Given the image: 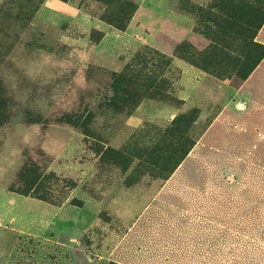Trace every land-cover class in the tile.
<instances>
[{"label": "rangeland", "instance_id": "obj_1", "mask_svg": "<svg viewBox=\"0 0 264 264\" xmlns=\"http://www.w3.org/2000/svg\"><path fill=\"white\" fill-rule=\"evenodd\" d=\"M124 1L134 2L137 10L123 30L99 16L107 6L96 0H43L32 17L13 10L14 17L0 25L7 53L1 68L11 103L18 104L0 129V264H137L145 255L135 231L156 246L173 240L184 253L193 243L198 252L185 256L202 257V242L189 236L196 231L185 226L181 198L167 217L157 209L161 200L153 202L147 214L155 213L154 226L140 221L124 242L134 238L130 250L121 243L131 221L172 175L176 179L166 182L162 192L214 190L223 184L230 190L226 182L233 181V189L264 191V150L237 149L247 141H240L245 136L232 126L216 140L222 150L194 146L166 179L150 161L126 149L157 145L165 134L170 138L167 128L182 116L187 119L183 132L200 139L236 86L212 72H223L225 63H213L209 71L199 64L217 53L219 40L221 57L247 46L242 40L254 32L249 26L254 1ZM7 2L25 11L29 5L26 0H0V5ZM94 32L103 34L99 41ZM120 73H136L137 79L152 75L160 85L158 97L147 96L132 114L101 108L103 94ZM253 81L255 89L264 87V62ZM27 109L49 115L73 111L78 118L89 113L90 118L83 126L28 123ZM263 119L262 110L233 118L249 125L248 131L254 128L251 121ZM226 138L229 142H223ZM109 150L124 153L116 157ZM28 160L46 176L41 194L50 200L13 191ZM178 177L190 182L179 185ZM174 215L176 224L170 222Z\"/></svg>", "mask_w": 264, "mask_h": 264}, {"label": "crops", "instance_id": "obj_2", "mask_svg": "<svg viewBox=\"0 0 264 264\" xmlns=\"http://www.w3.org/2000/svg\"><path fill=\"white\" fill-rule=\"evenodd\" d=\"M257 39L264 44V25L258 32ZM263 62L264 59L239 88H233L230 91L227 101L213 117V121L204 130L195 147L199 145L222 150L216 145V140L220 138V135H224L223 130H230L229 126H232L237 129L235 130L237 131L236 133H242L245 136L244 140L240 141H247L242 146L237 147V149L245 152L258 149L264 150V146L263 148H258L259 144L264 145V119L261 123L251 121L254 126V128H251L252 131L251 129L248 131L249 125L245 124L243 126L242 122L233 120L236 115L244 114L249 110L264 111V87L255 89L253 86V83H255L253 77L259 71ZM254 118H257V115ZM205 138L207 139L204 140ZM223 142H229L228 138L223 139ZM174 179L176 177L172 175L166 182L174 181ZM187 180V177L177 178L179 185L181 183L185 184ZM219 182L222 181L220 180ZM223 185L217 187L220 189L214 190L169 192H162V186L160 190L152 193L150 200L144 205L134 220L131 221L129 230L125 235L126 238L121 243L123 244L121 248L130 250L133 246V239H138V246H141L143 251L141 252V257L145 255V259L136 260L137 264H152L155 262L159 264H178V262H183V264H264V191L233 189L236 186L235 181L226 182V187L231 188L230 190L223 189ZM189 189H191V186H189ZM177 198H181L184 207L186 206L184 209L186 228L189 226L190 231H196V233L189 235L190 238L197 237L202 242L200 244L202 257L188 258L185 256L193 254V251L198 252L195 249L196 245L193 243L189 245V253H184V249L170 239H166L164 243L158 246L145 242L140 231H135L134 235L136 237L134 236L131 241L124 244L127 241L129 231L133 227H137L140 221L151 223V227L154 226L155 221H153V218L155 213L147 214L153 202L161 200L157 209L160 210L162 216L167 217L169 209L174 211L180 204L175 201ZM162 206L167 209L166 212L162 210ZM170 220L173 224L177 223L175 215ZM256 251L259 253L257 254ZM209 255L213 256V258H210ZM162 256H165V258L159 259Z\"/></svg>", "mask_w": 264, "mask_h": 264}, {"label": "trees", "instance_id": "obj_3", "mask_svg": "<svg viewBox=\"0 0 264 264\" xmlns=\"http://www.w3.org/2000/svg\"><path fill=\"white\" fill-rule=\"evenodd\" d=\"M29 2L27 11L24 10L23 6L19 8L11 7L8 2L0 5V25L5 19L13 18V10L19 15H26L30 18L38 11L43 0H26ZM102 2L107 6L105 12L101 16L109 24L123 30L128 26V23L133 16V13L137 10V5L134 2L124 0H96ZM254 3L250 4V28L254 29V32L247 40L243 38L242 42L245 46H241L240 50L234 52V54H224L222 57L218 55L219 40L216 47L217 53L212 56H208L204 63L199 64V67L205 71H209V67L213 63H225L228 68L223 72L213 71L221 79H233L236 88L240 87L249 76L255 71L259 64L264 59V44L255 40L258 32L264 25V0H253ZM5 18V19H4ZM1 32V28H0ZM103 34L94 32L93 38L99 41ZM15 36V40L17 39ZM4 36L0 34V129L6 125L12 118L14 110L18 104L16 102L11 103L9 98V90L5 83V77L1 65L6 58V54L2 50ZM10 41V39H9ZM225 43V41H223ZM220 47L228 48L227 44L221 45ZM230 70V72H228ZM211 72V73H212ZM160 85L157 84L155 78L152 75L145 76L144 79H137L136 73L130 76L126 74H118L114 76L110 87H107V91L103 94L105 97L100 103L102 108L104 105L114 111H122L128 114H132L144 98L155 97L159 95ZM88 112V107L85 106L84 110ZM77 113L73 111L70 113L60 114L52 113L46 114L42 110L36 111L34 109L25 110L24 118L28 123H53V122H66L72 126H83L86 125L87 119L90 118V114L87 113L82 118H78ZM184 124H187L186 117H176L166 132L171 133L170 138L168 135H163V139L159 140L157 145L137 147L136 145L126 148L129 152L138 153L140 158L152 164L153 171H158L160 177L168 178L172 173L179 167V165L185 160L188 154L192 151L196 145L197 140L189 138L187 134L183 132ZM175 133V134H174ZM115 152L116 150H109ZM124 153V150L116 151V157ZM129 155L127 156L128 159ZM46 176H43L35 162L28 160L26 161L18 172L17 185H14L13 191L21 194L33 195L43 200H50L47 193L41 194V189L44 186V180ZM47 187H44V189Z\"/></svg>", "mask_w": 264, "mask_h": 264}, {"label": "bare ground", "instance_id": "obj_4", "mask_svg": "<svg viewBox=\"0 0 264 264\" xmlns=\"http://www.w3.org/2000/svg\"><path fill=\"white\" fill-rule=\"evenodd\" d=\"M239 135V134H238Z\"/></svg>", "mask_w": 264, "mask_h": 264}]
</instances>
